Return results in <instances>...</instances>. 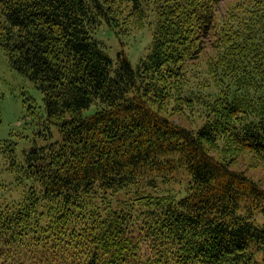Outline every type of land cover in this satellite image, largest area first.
<instances>
[{
	"label": "trees",
	"instance_id": "1",
	"mask_svg": "<svg viewBox=\"0 0 264 264\" xmlns=\"http://www.w3.org/2000/svg\"><path fill=\"white\" fill-rule=\"evenodd\" d=\"M223 1L0 0V50L44 105L28 147L0 139V264H264V190L206 149L264 154V0ZM129 18L153 27L135 67L96 37ZM176 92L196 131L154 108Z\"/></svg>",
	"mask_w": 264,
	"mask_h": 264
},
{
	"label": "rangeland",
	"instance_id": "2",
	"mask_svg": "<svg viewBox=\"0 0 264 264\" xmlns=\"http://www.w3.org/2000/svg\"><path fill=\"white\" fill-rule=\"evenodd\" d=\"M233 1L224 0L220 4V9L228 7ZM147 19L139 21V18H133L132 20L129 18L121 27H117L119 39L114 35V32L108 31L105 26L98 28L96 37L104 45L110 57L115 58L117 52L122 51L126 54L131 65L135 67L146 57L152 44L153 27L144 24ZM215 52L216 50L209 46L207 42L204 43L199 55L191 61L197 75L198 72L202 73L205 64L209 63ZM198 77H192L191 82L187 84V88H184V90L191 91L189 87L192 86V81ZM179 95L178 92L172 93L167 98L160 100L157 105H154V108L176 124L196 131L204 124L205 118L202 116L200 109L182 105L179 107L178 104H182L177 99ZM0 97V139L9 138L11 134L18 135L21 133L23 136H27L28 140L21 139L18 141V151H20L29 146V139L32 138V132L35 130L28 113L34 112L37 116H43L44 114L42 94L27 77L10 68L1 50ZM206 149L210 155L223 161L230 169L242 173L264 190V154L224 143L223 140H218L214 144H207ZM171 188L173 193H177L182 189L178 184H172ZM258 219L260 222L264 221V217L258 216Z\"/></svg>",
	"mask_w": 264,
	"mask_h": 264
}]
</instances>
